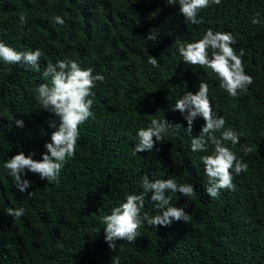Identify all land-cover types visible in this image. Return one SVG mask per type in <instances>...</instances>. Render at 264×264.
<instances>
[{"label": "trees", "instance_id": "trees-1", "mask_svg": "<svg viewBox=\"0 0 264 264\" xmlns=\"http://www.w3.org/2000/svg\"><path fill=\"white\" fill-rule=\"evenodd\" d=\"M257 13L261 22L253 25ZM54 15L65 25H55ZM197 18L203 23L186 24L179 5L168 0H0V41L17 51L40 49L41 70L74 59L104 76L93 89L94 118L80 126L75 158L59 182L28 174L22 179L33 186L21 194L3 164L21 151L40 161L54 130L47 121L57 118L35 99L33 89L48 82L40 72L0 61V264H111L117 255L120 264H264V0H221ZM208 28L231 32L237 53L244 49L245 72L254 82L236 98L218 87L211 70L184 64L179 56L178 41L198 40ZM150 31L155 41H145ZM148 55L159 67L147 63ZM200 82L209 85L213 112L225 119V129L240 135V144L225 146L248 164L246 173H233L235 190H222L215 199L205 198L200 161L213 146L207 153L190 150L204 121L193 122L191 136L183 115L171 111ZM13 116L24 120L23 129L9 121ZM151 119L183 129L170 132L153 152L133 155L137 132ZM241 145L251 153L244 156ZM146 173L153 181L194 185L192 197L166 194L171 206L187 205L191 219L157 229L144 223L135 243L118 241L112 251L101 217L128 194L141 193ZM150 196L142 212L153 216L158 210ZM9 207H23L25 215L14 219L6 214Z\"/></svg>", "mask_w": 264, "mask_h": 264}, {"label": "clouds", "instance_id": "clouds-1", "mask_svg": "<svg viewBox=\"0 0 264 264\" xmlns=\"http://www.w3.org/2000/svg\"><path fill=\"white\" fill-rule=\"evenodd\" d=\"M168 3L172 6L179 5V15L183 17L186 24L199 25L203 23L202 19L197 18L200 11L211 5H220L221 0H168ZM52 22L55 25H65V19L59 15H54ZM251 22L253 25L260 24L259 13ZM19 23L21 26L27 23L23 13L19 14ZM155 40L156 37L150 31L145 41ZM236 43V38L231 32H214L208 28L198 40L178 41L177 51L184 64L211 70L219 82L218 87L229 97L236 98L247 91L254 82L253 78L245 72L242 59L245 55L244 49L241 48L237 53L233 47ZM43 55L40 49L17 51L0 41V61L4 65L22 64L40 72L41 76L48 80L47 83L39 84L33 92L41 109L57 118L47 121L54 130L51 132L50 142L44 145L46 152L42 154L40 161L32 158L34 154L26 156L21 151L3 164L7 174L13 178V186L21 194L33 186L29 179H22V176L28 174H38L41 180L47 182H59L61 170L69 160L75 158L77 142L80 139V126L90 118H94L91 109L95 99L93 89L97 86L96 82L104 80L103 75L93 74L92 67L83 68L74 59L57 60L55 64L49 62L41 70L40 61ZM147 63L153 67H159L158 59L151 55H148ZM208 94L209 85L206 82H200L198 91L195 94L187 91L176 100L171 111L183 115L187 122L185 131L191 136L193 122L197 118L203 119L204 126L199 136H192L190 150L193 153H207L209 146H213L212 153L201 156L200 161L208 182V186L204 189L208 197L205 198L215 199L220 196L222 190H235L233 173L236 176L246 173L248 164L225 146V142H231L233 145L240 144V135L234 129H225L226 121L213 112ZM9 121H14L19 129L25 127L23 119H15L13 116L9 117ZM176 128H182V125L171 124L166 119H151L146 128L138 130V143L135 144L133 155L153 152L158 142H166L170 132L175 134ZM241 151L244 156H247L252 149L247 145H241ZM140 186L143 189L141 193L128 194L119 206L111 209L110 214L101 217L105 242L112 251H116L118 241L135 243L139 236L138 229L144 223L157 229L158 226L168 227L173 222L183 221L188 224L191 219L185 211L187 205L179 208L171 206V196L166 194L179 193L185 198L192 197L196 194L193 184H178L172 178L153 181L146 173L141 177ZM150 193V201L158 210V214L153 216L142 212L146 197H149ZM33 195L34 192H27L29 198ZM25 211L23 207L18 209L9 207L6 214L19 219L25 215ZM111 264H120L118 255L111 258Z\"/></svg>", "mask_w": 264, "mask_h": 264}, {"label": "bare ground", "instance_id": "bare-ground-1", "mask_svg": "<svg viewBox=\"0 0 264 264\" xmlns=\"http://www.w3.org/2000/svg\"><path fill=\"white\" fill-rule=\"evenodd\" d=\"M117 75V74H116ZM160 77V76H159Z\"/></svg>", "mask_w": 264, "mask_h": 264}]
</instances>
